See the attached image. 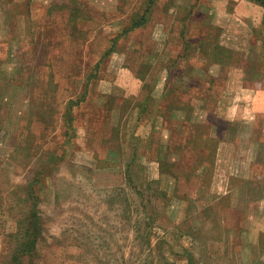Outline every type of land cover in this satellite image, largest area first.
<instances>
[{"label":"rangeland","instance_id":"obj_1","mask_svg":"<svg viewBox=\"0 0 264 264\" xmlns=\"http://www.w3.org/2000/svg\"><path fill=\"white\" fill-rule=\"evenodd\" d=\"M0 264H264V0H0Z\"/></svg>","mask_w":264,"mask_h":264},{"label":"trees","instance_id":"obj_2","mask_svg":"<svg viewBox=\"0 0 264 264\" xmlns=\"http://www.w3.org/2000/svg\"><path fill=\"white\" fill-rule=\"evenodd\" d=\"M31 214H33V218H35V220H34V224H35V226L37 225V220H36V212L35 211H33V212H31ZM37 228V227H36ZM27 233L29 232L28 230H25ZM19 238H21V237H19ZM31 244H33V243H30V245ZM23 245H25L24 243H22L21 244V246H23ZM30 250V246H29V248L27 247V251H29Z\"/></svg>","mask_w":264,"mask_h":264}]
</instances>
